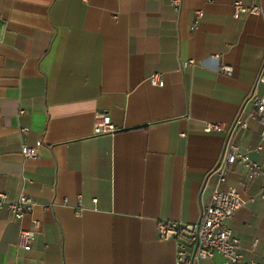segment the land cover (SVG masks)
Listing matches in <instances>:
<instances>
[{
	"label": "crops",
	"instance_id": "1",
	"mask_svg": "<svg viewBox=\"0 0 264 264\" xmlns=\"http://www.w3.org/2000/svg\"><path fill=\"white\" fill-rule=\"evenodd\" d=\"M235 1L0 0V192L35 203L20 220L0 209V264H176L159 224L196 222L230 187L247 200L228 222L240 253L264 263L262 180L223 162L219 183L229 134L204 130L253 115L247 97L263 91L264 0H240L261 10L239 18ZM97 112L117 131L94 135ZM261 131L250 117L232 138L264 167ZM32 221L23 250L17 234Z\"/></svg>",
	"mask_w": 264,
	"mask_h": 264
},
{
	"label": "built area",
	"instance_id": "2",
	"mask_svg": "<svg viewBox=\"0 0 264 264\" xmlns=\"http://www.w3.org/2000/svg\"><path fill=\"white\" fill-rule=\"evenodd\" d=\"M169 2L174 9L178 10L180 8L181 0H169ZM260 10L258 5H245L238 0L233 3L232 16L239 18L242 14H258ZM202 14L201 10L195 11L193 29H196ZM217 57L218 55L212 56L215 59ZM193 63L192 60L183 62L181 68ZM220 69L221 72L227 75L231 73L230 67L222 66ZM147 81L152 85L162 87L164 84L163 74L161 72H153L147 77ZM256 84L262 87V93L253 92L247 97V101L254 108L253 115L237 116L228 128L221 122L206 123L204 130L206 132L224 131L229 134L225 145L224 159L216 164L212 170V173L217 175L218 182L224 181V163L241 164L250 178H260L262 180L260 196L264 200V167L250 159L249 152L242 151L232 138L234 132L247 128L250 117H256L262 125L261 138L264 141V62L258 73ZM22 112L23 110L20 111V113ZM117 129L107 114L101 112L95 114L93 122L94 135L113 134ZM24 131L26 129H20L21 133ZM20 152L24 158H36L38 156V147H29L21 143ZM246 203L247 200L243 199L234 188H215L209 202L202 207L199 220L192 224L161 222L158 226L159 238L161 240H173L176 264H198L200 260L211 259L215 254L222 256V261L217 264H264L263 262H256L253 259H244L242 257L239 239L233 234L232 229L228 225L235 212ZM4 204L9 209L11 216L19 220L25 215H29L35 205L24 194H20L15 200H9L6 194L0 192V209ZM36 225L37 222L32 221L31 227H20L17 234L18 247L23 250L31 249Z\"/></svg>",
	"mask_w": 264,
	"mask_h": 264
}]
</instances>
